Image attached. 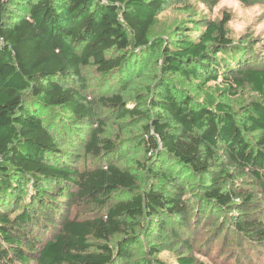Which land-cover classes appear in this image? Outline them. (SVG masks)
<instances>
[{
	"label": "trees",
	"instance_id": "1",
	"mask_svg": "<svg viewBox=\"0 0 264 264\" xmlns=\"http://www.w3.org/2000/svg\"><path fill=\"white\" fill-rule=\"evenodd\" d=\"M168 1L0 0V264L126 262L143 220L146 234L179 253L177 264H211L192 255L191 239L195 211L226 208L236 196L218 152L264 193V61L248 62L232 43L226 13L200 19L195 38L184 24L174 39L151 36ZM152 60L153 83L128 105L124 92ZM88 66L112 92L88 95ZM175 74L248 86L260 100L232 109L215 99L219 89L199 101ZM111 119L140 125L139 137L111 136ZM131 145L147 153L138 168L117 162ZM190 176L200 180L197 206L185 195ZM233 228L255 260L264 224L241 218Z\"/></svg>",
	"mask_w": 264,
	"mask_h": 264
},
{
	"label": "rangeland",
	"instance_id": "2",
	"mask_svg": "<svg viewBox=\"0 0 264 264\" xmlns=\"http://www.w3.org/2000/svg\"><path fill=\"white\" fill-rule=\"evenodd\" d=\"M210 1L203 0L209 8V13L203 14L197 7L198 0H169L167 5L158 14V21L151 31V36L156 35L161 36L163 39H174L175 36L173 35L177 25L184 24L188 31L185 35L191 38L197 37L204 30L202 26L203 22L200 19H209L211 15L212 8L208 4ZM242 3L245 6L259 4L261 7H264V0H242ZM224 13L230 15V19L232 18V14L227 10ZM260 20H264V14L256 17V22ZM237 42L240 43L241 49L245 51L244 54L247 55L246 57L248 58L246 59L248 62L253 60V55L256 59L264 61V31L257 35L254 34L250 27ZM157 70L158 65L155 64L154 60L149 61L145 69L141 71L143 75H139L131 81L127 91L124 92L128 105L132 106L134 100H137V96L142 94L144 87L147 84L153 83L150 78L152 75L151 71L156 72ZM83 75L88 85L87 93L89 96L93 97V89H99L102 93L112 92V90H109L110 84L105 86L102 84V80L99 81V75L96 73L94 67H85ZM172 79L199 101H202L205 92H214L215 90L222 89L220 92H223V94L215 93V99L226 103L232 109H236L252 100H260L259 94L248 86L236 89L226 87L220 78L215 82L210 81L205 83L203 77L186 79L175 74L172 75ZM109 83L113 84L114 89L116 88L114 80L109 81ZM107 125L108 134L111 136L118 135L120 140L139 137L140 125H131V122L128 120L124 124H120L117 120L111 119ZM61 143L63 148L67 147V142ZM146 154V151L141 147L131 145L126 150L124 157L119 158L117 162L121 166L138 168L140 163L146 160ZM218 155L219 160L224 163V169L231 173L235 179L229 185H226V187L230 188L236 196H234L231 204L226 208H215L205 215H199V211H195L193 218L196 219V223H200V228L192 234L191 241L195 245L191 253L198 261H206L211 264H264V244H254L253 250L256 251L258 259L256 260V255H254L255 260L249 259L244 251L245 244H242L245 241V236L237 234L233 228L234 221L241 218L246 222L258 221L264 224V193L258 181L246 172L237 171L222 150L218 152ZM78 157L76 165H81L82 159ZM186 182L185 195L189 198L188 202L193 206H197L196 201L201 192L200 180L197 177L190 176L186 178ZM14 207L17 209L19 205L15 204ZM142 223H144V226L141 232V242L135 246L133 258L118 264H177L179 253L170 248L168 239L166 237H153V235H150L151 232L146 234L148 225L144 220ZM156 231L158 232L157 229ZM213 239H217V241L211 244ZM253 250L248 253L253 255ZM238 252L241 255L243 254L239 260L236 258Z\"/></svg>",
	"mask_w": 264,
	"mask_h": 264
},
{
	"label": "clouds",
	"instance_id": "3",
	"mask_svg": "<svg viewBox=\"0 0 264 264\" xmlns=\"http://www.w3.org/2000/svg\"><path fill=\"white\" fill-rule=\"evenodd\" d=\"M197 7L203 14L209 13V8L203 0H198ZM225 10L232 14V18L229 19L225 27L228 30L226 35L232 40L233 44L250 27L254 34L257 35L264 31V20L256 22V17L264 14V7H261L259 4L245 6L242 0H216L211 9L209 19H222Z\"/></svg>",
	"mask_w": 264,
	"mask_h": 264
}]
</instances>
